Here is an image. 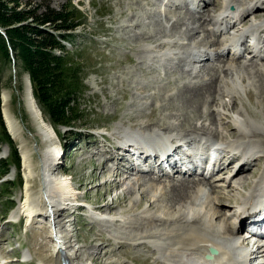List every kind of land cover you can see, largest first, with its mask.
<instances>
[{
  "label": "rangeland",
  "instance_id": "374dc122",
  "mask_svg": "<svg viewBox=\"0 0 264 264\" xmlns=\"http://www.w3.org/2000/svg\"><path fill=\"white\" fill-rule=\"evenodd\" d=\"M29 1L2 0L1 3L24 14L34 12L42 3L41 0ZM49 1L57 10L65 8L71 13L76 8L83 15L82 25L75 32L78 35L76 44L66 43L84 67L85 86L78 99L81 119L72 128H56V132L42 114L44 121L55 131L50 140L44 141L21 99L28 73L14 61L2 64L0 164L3 160H11L14 147L21 166L19 169L13 167L8 176L0 179V264H40L34 233L45 231L49 224L42 217L37 228L26 222L23 207L28 169L21 143L12 137L4 120V91L12 93L11 110L22 124L32 159L38 161L45 146L54 145V159L57 157L54 176L62 179L74 193L72 202L62 201L68 206L61 210L64 218L58 222L66 228L68 239L78 250L80 262L171 264L166 252L157 249L160 240L146 237L148 233L175 237L187 229L150 225L144 218L156 214L150 207L153 201L166 208L176 205L180 190L186 187L184 179H202L177 178L175 183L171 178H164L157 192H152L151 185L158 182L149 185V175L117 169L115 163L108 162L101 152L112 151L108 146H117L120 133L127 128L142 132L155 128L160 133H173L185 139L208 134L214 139L228 141L233 139L231 132L236 133L242 123L248 129L246 132L260 123L264 132V59L251 54L249 37H246L248 50L244 51L246 48L242 46L240 57L234 56V52L220 56L216 50L218 44H222L223 49L229 48L231 39L246 32L253 24H260L263 30L264 12L260 16L263 20L256 19L252 13L246 21L228 18L232 24L221 25L210 22L208 15L220 16L227 0H192V4L189 0ZM207 1L209 5L206 6ZM231 1L242 9L264 2ZM260 5L257 13L264 11V4ZM31 22L32 19H26L15 26ZM214 79H217L216 84H213ZM219 86L228 94L216 91ZM200 88L205 89L203 96L195 97L193 94ZM136 124L140 125L135 128L133 125ZM230 127L236 129L230 131ZM7 135L11 143L6 140ZM257 142L259 150H263L264 137ZM62 145H66L67 151L61 157L59 148ZM101 145L108 146L104 149ZM257 159L251 171L244 175L249 179L243 176L236 180V183L244 181L242 188L231 186L233 174L222 173L229 169L219 173L218 168L204 179L205 187H201L194 219L202 223L207 219V224L217 231H228L231 225H237L238 203H242L239 196L253 188L252 181L264 170V159ZM226 167L230 168L228 164ZM255 169L259 175L252 179L251 173ZM225 195L234 196V202L216 208L215 203ZM8 197H12L13 202L8 201ZM74 204L82 205L79 212L74 213L71 209ZM181 214L177 212L173 218ZM173 230L174 235H169ZM248 241H241L240 247H245Z\"/></svg>",
  "mask_w": 264,
  "mask_h": 264
},
{
  "label": "bare ground",
  "instance_id": "6f19581e",
  "mask_svg": "<svg viewBox=\"0 0 264 264\" xmlns=\"http://www.w3.org/2000/svg\"><path fill=\"white\" fill-rule=\"evenodd\" d=\"M260 4H264V2L256 3L253 7H250L248 9H243L242 10L243 15L241 16L240 19H243V21H246V18H248V16L253 13L254 14L253 16L256 19L263 20V19H260L261 18L260 16H261V13H263L264 11H259L258 13L256 12L258 9H261L259 8L261 7ZM207 5H209V1L206 2V6ZM239 14L240 12H237L235 16L238 17ZM208 18L210 19L209 20L210 22L213 21L216 24L218 23H220L221 25H231L232 24V22L226 20V18L222 17V15L218 17H212L209 14ZM240 37H242L241 46L243 47L245 46L246 48V37H247L246 32H243L240 35L239 34L235 35V40H232V41L235 42ZM223 48L224 46L222 44L217 45V48H216V50H218L217 55H220V56L230 55L232 54V52H234L233 53L234 56L240 57L243 52L242 47L241 49H238V48L237 49H228V48L223 49ZM247 50L248 48H246L244 51H247ZM254 57H257V58L261 57V59H264V53L261 52L260 55H255ZM217 79H214L213 84L217 83ZM24 85H25L24 93L21 99L25 105V108L27 110V113L30 119L32 120L33 126L37 129L38 135L42 137L44 141L50 140L51 137L55 135V131L49 124H47L44 121L42 113H39L41 111L36 101L33 100L34 96H33V92L31 91V84L28 78H26ZM203 91H205V89L200 88L193 95L195 97L201 98L203 96ZM216 91H222L224 94L227 93V92H224V89H222L220 86L218 88L216 87ZM192 93H193V90H192ZM11 102H12V93L10 91H4L2 94V107H3L4 120H5L6 126L8 130L10 131V134L12 135V137L16 141H19L21 143L24 162L28 169V174H27L28 179H27V186H26L27 192L25 196V202H24L25 204L23 207L26 222L29 224V226L37 228L36 226H39L38 224H40L39 221H40V218L42 217L48 220V223H49V226L44 228L45 231H37L34 233V238L36 240L35 250L37 251L36 253L37 259L40 264H64V262L66 264H83L80 262V258H79L80 256L78 255V250H76L75 246L72 245L73 243H71L70 239L67 240V238H62L64 240L63 244H60L58 241H55L54 239L56 232L59 233L60 237L65 236V232H63L62 230L55 229L54 222H52L51 218H56V219H60L62 217L64 218V216H62L61 210L67 207L68 205L63 204L62 201H65L66 203L72 202L73 200H71V198L73 197V194H74L73 190L69 188V186L65 184V182L62 181V179H59L58 177L54 176V171H55L54 165H56V162H57V157H56V160L54 159L55 158L54 145L45 144L46 150L42 152L41 159H39L38 161H34L31 157V150L29 149L30 147H28L29 146L28 139L24 136L22 124L11 110ZM257 124H258L256 125L257 128L251 129L248 132L245 131L248 129H246V125L244 123H242L241 126L238 127V130L234 127L236 129V133L231 132V136L235 140L231 139L229 141L230 145H228V148L238 147L240 149H243V151L239 156H237L236 159L228 161V162H222L218 169L219 173L229 169V171L222 172V173H230V175L233 174L230 177V182H231L230 184L235 189H238L237 187L239 188L243 187L244 181L236 183V180L238 178H240L241 180L242 177L247 172L251 171L254 163L258 161L257 158L261 157L264 159V149L259 150L258 142H257V139H261L262 137H264V132L261 131V128H260L261 126L259 127V125L261 124L260 123H257ZM138 125L140 124H136L133 126L137 128ZM227 127L229 129V126ZM234 128L230 127V131L231 130L233 131ZM127 132L129 133L131 140L134 141L136 145H138L136 149L133 148L132 146L126 147V148H120L121 143L125 142L123 134ZM169 132H172V131H169ZM172 134L173 133H171V135ZM103 135L107 136V134H103ZM174 137L176 139L181 138L179 136H174ZM194 139H195L194 137L189 138L190 141H194ZM117 141H118L117 146L101 145L100 146L101 148L105 149L108 146L112 150L110 151V150L105 149L106 152H101V153L102 155L107 157L108 162L115 163L117 169L124 168V170L126 171H132L133 170L132 166H134L132 162L127 163L129 164V167L126 166V161H125L127 160L126 158L131 159L136 155V153H138L137 159L138 161H142L140 165L144 164L143 159H142L143 154L140 152L141 150L140 145L145 144L146 146L147 145L151 146L153 144V141L146 140L140 133H137V131H135L134 129L132 130L131 128L129 129L127 128L126 130L123 131L122 134L120 133V136L117 139ZM226 164H228L230 168L226 167ZM223 166H225L224 170H223ZM251 174H252V179L256 178V176L259 175L256 169ZM168 177H171V176H168ZM168 177L167 179H170ZM245 178L249 179L248 176L246 177L244 176V179ZM162 179L164 178H159V179L150 178V180H147L149 185H151L152 183L158 182V184L151 185L152 192H157V188H159L158 185L163 183ZM171 180H174V182L177 183L175 178H171ZM171 180H168V181L165 180L164 182H169ZM181 181L183 182V179ZM112 182H114V180H112ZM184 184L186 185V187L180 190V194H178L176 198L178 199L176 202V205L174 204L173 207L166 208L161 205L159 206L157 204L158 202L156 203L153 201L150 207L153 210L154 209L156 210V214L154 216L148 215V217L144 218V221L145 223L150 224V225H159V226L171 225L173 227H185L187 229L185 233L182 235L177 234L175 237L167 236L166 234L155 235L153 233L152 234L148 233L147 235L148 237L146 238H155L157 241L160 240L159 244L163 245V252H166V255L169 256L170 261L173 264H193L195 262H200L201 259H203L205 255L208 253L210 246L217 248L220 252L218 253V255L215 256V259H213L210 262H207L208 264H242L241 261L236 259L235 255L237 254L236 253L237 251H236L235 245L239 244L241 241L244 242L246 240V238L242 239L240 235L245 225L247 224V221L249 218L246 215H245V218H243L244 214H242V212H239V209H238L236 213L237 225L236 223H234L235 225L234 224L233 226L231 225L228 231L214 230L211 226H209V224H207L208 223L206 222L207 219L206 221L204 220L203 223L202 221H196L194 219V216L196 215L198 208H199L198 207L199 204H197L196 202L199 201L200 199V194L202 193L201 192L202 186H200L201 184L199 181H196L194 179L193 180L184 179ZM252 184H253V188L248 193H246L245 195L239 196L240 202L242 203H238V205L244 204L245 211H250V210L253 211L263 204L261 200L262 199L264 200V170L261 173V175L258 176L257 179H254L252 181ZM234 199H235L234 196L225 195L221 198V201L219 200L220 202L215 203V206L216 208L219 209L224 204L233 203ZM68 204L70 205V203ZM175 207H177L178 210L177 208L174 209ZM79 208L80 207H76V204H74L73 208L71 209H73L75 213L77 212V210H79ZM104 208L105 207L103 206L102 209ZM107 208H110V207H107ZM177 212L178 213L180 212L182 214L179 217H176L174 219L173 214ZM238 220H240L239 223H238ZM58 224H59L58 226L62 228L64 227V225H61V223H58ZM174 230L172 232L169 231V235L171 234L174 235L175 231H177V230L175 231ZM162 241L163 243H161ZM164 246H166L167 248ZM262 254L263 255H261V258H263L264 260V251L262 252Z\"/></svg>",
  "mask_w": 264,
  "mask_h": 264
},
{
  "label": "trees",
  "instance_id": "16d2710c",
  "mask_svg": "<svg viewBox=\"0 0 264 264\" xmlns=\"http://www.w3.org/2000/svg\"><path fill=\"white\" fill-rule=\"evenodd\" d=\"M1 2L0 69L2 64L10 61L21 64L30 75L33 96L44 118H48L55 130L72 128L81 119L78 99L85 86L84 67L66 43L76 44L78 35L75 32L82 25V12L74 8L67 13L65 8L57 10L49 0H41L37 10L24 14L12 7H4ZM26 19H32V22L15 26ZM2 122L0 120V125ZM6 140L11 143L9 135ZM10 157L11 160H3L0 164V179L8 176L13 167L19 169L21 166L17 148L11 149ZM6 184L10 183L7 181ZM7 200L12 201V197Z\"/></svg>",
  "mask_w": 264,
  "mask_h": 264
},
{
  "label": "water",
  "instance_id": "95a60500",
  "mask_svg": "<svg viewBox=\"0 0 264 264\" xmlns=\"http://www.w3.org/2000/svg\"><path fill=\"white\" fill-rule=\"evenodd\" d=\"M27 76V78H28V80H29V82H30V84H31V91L33 92V88H32V83H31V79H30V75L28 74V75H26ZM34 101H36V99L34 98L33 99ZM36 103H37V101H36ZM39 113H41V112H39ZM218 254V251L217 250H215V249H213V250H211V256H208L207 257V259L208 260H212V256L213 255H217Z\"/></svg>",
  "mask_w": 264,
  "mask_h": 264
}]
</instances>
